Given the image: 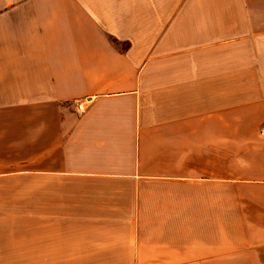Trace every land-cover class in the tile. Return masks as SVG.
I'll use <instances>...</instances> for the list:
<instances>
[{
    "label": "crops",
    "instance_id": "0c3cea01",
    "mask_svg": "<svg viewBox=\"0 0 264 264\" xmlns=\"http://www.w3.org/2000/svg\"><path fill=\"white\" fill-rule=\"evenodd\" d=\"M263 123L264 0H0V264H264Z\"/></svg>",
    "mask_w": 264,
    "mask_h": 264
},
{
    "label": "built area",
    "instance_id": "2783aa9c",
    "mask_svg": "<svg viewBox=\"0 0 264 264\" xmlns=\"http://www.w3.org/2000/svg\"><path fill=\"white\" fill-rule=\"evenodd\" d=\"M75 106L78 110L83 111L85 109L84 104L81 101H75ZM260 133L261 135L264 136V123L262 124L261 128H260Z\"/></svg>",
    "mask_w": 264,
    "mask_h": 264
}]
</instances>
